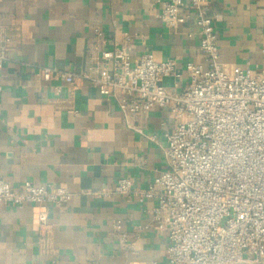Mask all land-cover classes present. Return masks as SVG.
<instances>
[{
    "label": "crops",
    "instance_id": "obj_1",
    "mask_svg": "<svg viewBox=\"0 0 264 264\" xmlns=\"http://www.w3.org/2000/svg\"><path fill=\"white\" fill-rule=\"evenodd\" d=\"M209 1L227 70L264 75V0ZM161 11L156 0H0V28L11 37L0 69V180L73 194L51 206L47 243L32 204L0 202V264H168L167 234L153 221L157 200L139 196L167 168L166 133L175 128L168 110L142 113L138 132L96 86L46 81L28 65L92 71L104 66L102 51L123 46L128 34L132 58L176 61L182 78L164 85L180 91L189 64L205 58L194 21L182 15L168 26ZM121 177L133 181L129 195L114 192Z\"/></svg>",
    "mask_w": 264,
    "mask_h": 264
},
{
    "label": "built area",
    "instance_id": "obj_2",
    "mask_svg": "<svg viewBox=\"0 0 264 264\" xmlns=\"http://www.w3.org/2000/svg\"><path fill=\"white\" fill-rule=\"evenodd\" d=\"M156 1L162 6L166 25L179 22L182 15L191 18L200 38L205 60L189 64V83L180 91L164 85L167 77L182 78L176 61H158L152 53L132 58L128 34L123 46L102 51L104 66L92 71L28 65L46 81L57 77L75 86H96L102 96L116 102L127 126L138 132L141 128L134 121L142 113L168 110L175 128L166 133L167 168L139 192L141 201L157 200L153 221L167 234L168 264H262L264 75L241 67L227 70L209 0ZM10 43L11 37L0 28V69L8 59ZM132 190V179L121 177L114 192L129 195ZM101 193L109 196L112 192ZM72 196L63 186L25 181L15 189L0 180L1 203L33 205L42 243L52 238L51 206L64 205ZM121 240L127 241L125 237Z\"/></svg>",
    "mask_w": 264,
    "mask_h": 264
}]
</instances>
